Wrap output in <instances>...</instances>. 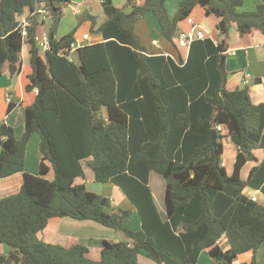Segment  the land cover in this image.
Wrapping results in <instances>:
<instances>
[{
  "label": "trees",
  "instance_id": "1",
  "mask_svg": "<svg viewBox=\"0 0 264 264\" xmlns=\"http://www.w3.org/2000/svg\"><path fill=\"white\" fill-rule=\"evenodd\" d=\"M62 0H0V77L22 70L21 51L29 45V83L37 94L24 110V130L0 123V178L22 173L16 193L0 198V245L9 248L0 264H197L205 252L212 264H232L241 254L256 253L264 243V206L243 195L246 188L264 194V104L254 105L249 88L228 91L221 57L230 28L240 36H264V0L252 12H239L243 0H180L173 18L166 0H128V11L100 0L104 21L88 15L90 30L102 41L84 45L68 61L59 52L75 41L74 32L56 39L64 15ZM45 5L51 19L49 49L37 46L35 13ZM202 7L218 18V38L194 40L186 58L148 54L135 33L148 13L172 45L192 11ZM27 18V36L18 25ZM177 49V48H176ZM5 65H7L5 69ZM11 102L7 114L11 111ZM105 113H104V111ZM221 130H217V127ZM216 147L212 144V132ZM39 136L38 176L24 171L30 138ZM236 150L232 173L222 155ZM257 151H262L259 158ZM90 159L89 161H86ZM255 165L246 180L241 170ZM84 164L94 182L112 184L134 209L140 228L128 229L131 209L112 207L111 198L87 189ZM52 173V179L45 176ZM164 180V212L149 186L150 173ZM91 221L121 232L125 240L102 241L98 253L77 239L63 244L38 238L52 219ZM225 238L228 248L219 241Z\"/></svg>",
  "mask_w": 264,
  "mask_h": 264
},
{
  "label": "crops",
  "instance_id": "2",
  "mask_svg": "<svg viewBox=\"0 0 264 264\" xmlns=\"http://www.w3.org/2000/svg\"><path fill=\"white\" fill-rule=\"evenodd\" d=\"M62 1L63 2H61V5L64 8L72 5L70 0H62ZM111 1L114 6L121 1L128 2V0H111ZM135 1H137L136 4L138 5H140L143 2V0H135ZM84 2H86V0H84ZM99 2L101 5L100 0ZM259 3L260 0H254L253 7L255 8ZM79 6L80 4L76 5L75 9L78 8ZM84 10L85 9L81 11L80 9H77V13L83 14L85 12ZM128 10L129 9H126L125 11L127 12ZM239 12H247V11L241 10ZM147 15H150V13H148ZM193 15H191L190 17L193 18L197 24H200L205 29L209 37L215 42L218 38V34H214V33L212 34L211 28H215V25L218 22V18L213 14L206 15L205 10L198 7L194 10ZM47 18L48 17L43 18V23L40 25L43 27L42 35L43 34L47 35V29L45 28V20ZM178 27L180 30L189 29V26L185 20H182V22L178 24ZM56 34H58V28ZM83 35H88L89 40L88 41L83 40ZM62 36L64 35L59 34L58 37H56L55 35L56 39H59ZM74 38L75 40L80 41L82 46L95 44L102 41L100 35L90 36L87 32H82V34L80 36L77 35V37L74 34ZM150 44L152 46L151 51L147 47H145V50L148 54H159L165 57H170L174 60H177L178 56H181L183 58H186L187 56V50L184 49V52H179L176 54L174 50L170 47V45L167 43V41L164 39L162 40V38L159 37L156 38L153 37L151 39ZM227 44H228V50L224 55L225 61L223 68L226 72L225 88L228 91H233L235 89H239L247 86L249 88L251 102L254 105L264 104V36L259 31H252L250 34H245L240 36L237 30L235 29V27L232 26L229 31ZM20 55L23 63L20 74L13 78H9L6 74L0 77V123L5 122L6 124L10 125L14 129V134L17 138L21 136L24 130V117L21 119L22 114L24 113L23 110H25V107L27 105H30V103L33 102L37 94L36 89L32 90L30 94H26V91L24 90L25 86L29 83L28 75L31 72L30 66H28V69L26 70V64L29 65V56H30L28 44L23 45ZM6 67L7 65H5V69ZM10 102L13 105V107L11 111L7 114V107ZM38 144H39V136L37 134H34L30 138L26 148V163H25L24 171L34 176H38V172H37L38 163H39ZM30 147H32L33 149L32 159L28 158L27 156ZM230 150L234 151L235 149L230 144H225L224 153L226 151H229L230 156L229 154H227L228 156L225 157V159H223L224 156L223 153L222 161H223V165L226 167V171L228 175L232 173L233 163L236 156ZM256 154L259 158H262L263 156L262 151H257ZM89 160L90 159H87L86 161ZM229 160L231 161V163L233 162L231 169H228ZM254 165L255 164L252 162H249L246 165H244L240 173L241 177L245 178L244 180L247 179L249 171ZM84 166L89 167L86 164H84ZM22 175H23L22 173H19L7 178H3V179L0 178V198L10 195L16 192L17 190H19L22 181ZM52 177L53 176L50 171L45 176V178L49 180L52 179ZM77 180H79V183H77ZM11 181H14L15 184L14 186H12L11 189H9V187L13 184V182ZM18 181L19 183H17ZM92 181H94V178H91V182ZM74 182L76 184H81L84 182V178H80V177L75 178ZM108 189L113 190L114 197L117 194V198H118V201H116L115 199L110 197L112 207H114L117 210V206L119 205L118 202H121L124 204L125 209H131L132 214L135 213L132 206L125 199L123 194L116 186L112 185ZM243 193L248 198L254 196L256 198V202L264 206V194H262L260 191L248 187L244 189ZM79 227L84 228L86 231L80 232L78 230ZM65 228H68V230ZM71 228H74L75 233L70 232V230H72ZM139 228H140V222L138 221L135 230ZM98 229L100 230L99 233H103V234H101L99 237H95L93 233ZM88 230L90 231V234L88 233ZM112 231L114 230L107 227L100 229L96 225L92 224L91 221H76L69 218L52 219L48 223L46 229L38 234V238L42 239V241H44L45 243L63 244L66 238L72 237L77 239L80 244L87 246L92 252L98 253L102 247V241L106 240V241L118 242L117 239L111 238ZM55 240H61V241L55 242ZM219 244L223 250H226L228 248V243L225 238H222L219 241ZM0 250L4 252L5 250H7V248L0 245ZM262 250L263 253L261 252ZM140 257L141 255L138 256V259L139 262L141 263L143 259H140ZM251 257L252 254L250 252L241 254L234 259L232 264L249 263ZM148 260H149L147 261L149 262L148 264H156L150 259ZM256 262L257 264H264V243L256 253ZM197 264H212V260L205 252H202L198 258Z\"/></svg>",
  "mask_w": 264,
  "mask_h": 264
},
{
  "label": "rangeland",
  "instance_id": "3",
  "mask_svg": "<svg viewBox=\"0 0 264 264\" xmlns=\"http://www.w3.org/2000/svg\"><path fill=\"white\" fill-rule=\"evenodd\" d=\"M70 1H71L72 5L64 8V15L58 24L59 25L58 34H56V37H58L59 34L65 35V34H68L71 32H74L76 37H77V35L80 36L82 34V32H87L90 36L100 35L96 32H92L90 30V22L85 21L86 17L89 14L96 18L98 24L99 23L101 24L104 21L105 16L103 14L102 7L100 5L99 0H86V2H84V0H70ZM179 1L180 0H166L165 1V7L167 10V14L170 18H173L175 16L176 11L178 9ZM57 3L61 4L60 1H57ZM134 3H137V1L134 0ZM78 4H80V6L75 9V6ZM253 5H254V0H243V6L238 8V11L243 10V11H247V12H252L256 8V7L254 8ZM115 6L120 8V9H123L125 11L126 9H128V2L127 1H124V2L121 1V2L117 3ZM198 8L203 9L202 7H198ZM77 9H80L81 11L83 9H85L84 10L85 12L83 14H78ZM250 9H253V10H250ZM193 13H194V11H192L191 15H193ZM39 19L42 20L43 15H40ZM181 22H182V20H180L178 24H180ZM50 24H51V19L48 17L45 20V28L47 29V31L50 27ZM211 29H212V31H211L212 34L213 33L218 34V31L215 28H211ZM42 30H43V27L39 25V27L37 28V37H39L40 39L43 36ZM209 30H210V28H209ZM254 31H256V30H254ZM135 33L139 37L141 46L147 47L150 51L152 50L151 49L152 46L150 44L151 39L153 37L154 38L159 37V38H162V40L163 39L166 40L167 43L170 45V47L174 50V52L176 54L179 52H184V49H178L177 48V46L175 44L176 43L175 40H173V44H175L177 49L172 45L171 42H169L167 39H165L162 36L160 29H159V26H158V23L156 21V18L151 13H150V15H147L145 18L140 19L136 22ZM28 66L29 65L26 64V70L28 69ZM26 94H30V92H26ZM23 117H24V113L22 114L21 119ZM230 151H232V150H230ZM232 152L234 155H236V153H237L235 150ZM32 154H33V149H32V147H30V150L28 151V154H27L28 158L32 159ZM227 154H229V151H226L224 153L223 159H225V157L228 156ZM229 156H230V154H229ZM226 163H227V161H226ZM232 163L229 160L228 169H231ZM83 170L85 172L83 183L86 185V187L89 191L94 192L96 194H100V195L105 194V195L115 199L116 201H118L117 194L114 197L113 190L108 189L110 186H112L111 184H108V183L100 184V183H96L94 181L91 182V178H93L92 169L90 167L84 166ZM242 179L244 180L245 178L243 177ZM149 180H150L149 186L153 192L155 202H156L157 206L159 207L160 211L164 212V196H163L164 195V180L160 175H158L155 172L150 173V179ZM11 182H13V184L9 187V189H11L12 186H14V184H15L14 181H11ZM17 183H19V181ZM77 183H79V180H77ZM16 192H14V193H16ZM243 195H245V194L243 193ZM118 203H119V205L117 206V209L124 210L125 209L124 204L121 202H118ZM138 221H139V219L135 213L130 214L125 219L124 226L128 229L135 230L136 224ZM91 223L96 225L100 229L105 228V227H102L96 223H93V222H91ZM65 229L68 230V228H65ZM71 229L72 230H70V232L75 233L74 228H71ZM78 230L80 232L86 231L82 227H79ZM99 232H100L99 229L97 231H94L93 234L95 235V237H99L101 234H103V233H99ZM88 233L90 234L89 230H88ZM111 238L117 239V241H124L125 240V237L121 232H115V231H112V237ZM58 241H61V240H55V242H58ZM1 246L7 248V250H5L4 252H2V250H0V255H7L9 252V248L6 245H1ZM261 252L263 253V250ZM140 259H143L141 264H148L149 263V262H147L149 260L146 259L143 255H141Z\"/></svg>",
  "mask_w": 264,
  "mask_h": 264
},
{
  "label": "built area",
  "instance_id": "4",
  "mask_svg": "<svg viewBox=\"0 0 264 264\" xmlns=\"http://www.w3.org/2000/svg\"><path fill=\"white\" fill-rule=\"evenodd\" d=\"M37 14L43 15V18H46L49 16V12L46 9L44 3L40 4L36 10ZM186 23L189 26V29L187 30H180L178 35L175 38V44L177 48L179 49H186L188 50L190 44L194 40H203L206 37H209L205 29L200 25L197 24L193 18L189 17L186 20ZM30 26V22L27 18L22 19L19 22V29L21 30V34L23 37L27 36V27ZM83 40L88 41L89 36L88 35H83ZM36 43L40 51L46 52L49 49V41L47 35H44L41 37V39L36 38ZM82 47V44L80 41L75 40L73 43L70 44L68 48H65L59 52V55L63 58H65L68 61H73L74 60V52ZM217 130H221V127H217ZM250 199L253 202H256V198L254 196L250 197Z\"/></svg>",
  "mask_w": 264,
  "mask_h": 264
},
{
  "label": "water",
  "instance_id": "5",
  "mask_svg": "<svg viewBox=\"0 0 264 264\" xmlns=\"http://www.w3.org/2000/svg\"><path fill=\"white\" fill-rule=\"evenodd\" d=\"M224 61H225V56H222L221 57V67L223 68H224ZM212 144L214 147H216V135L214 131L212 132Z\"/></svg>",
  "mask_w": 264,
  "mask_h": 264
}]
</instances>
